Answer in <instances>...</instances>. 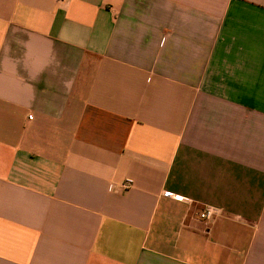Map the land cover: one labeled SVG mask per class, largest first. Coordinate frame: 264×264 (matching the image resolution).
I'll list each match as a JSON object with an SVG mask.
<instances>
[{
	"label": "crops",
	"instance_id": "crops-1",
	"mask_svg": "<svg viewBox=\"0 0 264 264\" xmlns=\"http://www.w3.org/2000/svg\"><path fill=\"white\" fill-rule=\"evenodd\" d=\"M0 264H264V0H0Z\"/></svg>",
	"mask_w": 264,
	"mask_h": 264
},
{
	"label": "built area",
	"instance_id": "built-area-1",
	"mask_svg": "<svg viewBox=\"0 0 264 264\" xmlns=\"http://www.w3.org/2000/svg\"><path fill=\"white\" fill-rule=\"evenodd\" d=\"M129 185L125 184L123 186L124 191L129 189ZM216 217V212L212 208H207L201 215L200 218L208 225Z\"/></svg>",
	"mask_w": 264,
	"mask_h": 264
}]
</instances>
